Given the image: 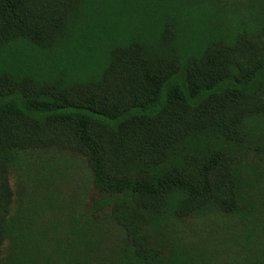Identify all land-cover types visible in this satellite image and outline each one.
<instances>
[{"label":"trees","instance_id":"16d2710c","mask_svg":"<svg viewBox=\"0 0 264 264\" xmlns=\"http://www.w3.org/2000/svg\"><path fill=\"white\" fill-rule=\"evenodd\" d=\"M112 1L0 0V55L11 54V71L18 66V74L4 75L22 86L0 92V256L13 200L5 164L17 150L36 144L60 140L64 144L58 145L86 156L95 186L114 195L112 205L103 201L99 208L113 207L134 223L144 221L145 211L171 202L177 209L211 201L230 213L240 208L243 180L225 151L244 143L264 151L261 37L244 32L230 44L209 39L199 52L191 48L186 55H170L174 30L165 22L168 6L193 8V15L198 5L214 10L219 5L212 0H116L124 8L136 5L133 11L142 6L133 24L111 23L106 11ZM91 10L100 21H86L94 15ZM154 21L165 23L161 38L150 44L145 37ZM71 39L87 53L72 49ZM29 50L45 55L53 71L43 78L53 74L51 81L35 78L41 70L29 72L30 55L24 54ZM201 131L215 133L207 157L197 168L187 162L190 171L168 168L170 149ZM33 242L18 246L22 255L28 253L29 264H54L51 253L62 247L40 259V243ZM132 243L135 250H124L115 264H181L159 259L142 237ZM16 258L8 264H24Z\"/></svg>","mask_w":264,"mask_h":264},{"label":"rangeland","instance_id":"374dc122","mask_svg":"<svg viewBox=\"0 0 264 264\" xmlns=\"http://www.w3.org/2000/svg\"><path fill=\"white\" fill-rule=\"evenodd\" d=\"M212 2L214 6L219 5V9L214 10L209 4H204V8L198 5L193 15V8L168 6L171 13L165 22L171 23L174 30V39L167 51L170 55H186L191 48L199 52L209 39L230 44L244 32L261 37L264 42V0ZM107 7L106 13L110 10L113 17L111 23L139 22L134 14L140 12V5L133 11L136 5L128 3L124 8L115 0ZM95 10H91L94 15L86 17L88 23L95 19ZM101 18L98 16L95 20ZM164 23L149 24L153 32H146L147 42L152 44L161 38ZM76 42L70 40L72 49L77 51L82 47L87 53ZM24 54L30 55L28 68L32 75L41 70L40 76L35 75L37 80L53 79V74L43 78L48 70L53 71L44 54L32 50ZM11 57V54L0 55V92L22 88L7 81L9 78L4 75L12 70ZM16 67L15 72L11 71L14 74H18ZM214 134L201 131L192 140H181L170 149L171 160L167 167L176 170L187 167L190 171L192 168L185 164L192 162L197 168L213 148ZM57 142L17 150L5 164L13 200L0 264H8L16 257L29 264L28 253L22 255L18 250V246H26L29 241L40 243L38 256L62 247L55 255L51 253L54 264H115L123 257L124 250H135L132 242L139 237L145 240V247L157 251L158 258L164 262L174 259L181 264H264V151L245 143L225 151L232 168L243 180L238 211L230 213L213 201L203 205L188 204L180 209L171 202L168 206H158V211H145L144 221L137 219L134 223L113 207L99 208L100 202L111 204L114 195L95 186L86 156L63 148ZM219 194L225 197L222 192Z\"/></svg>","mask_w":264,"mask_h":264}]
</instances>
